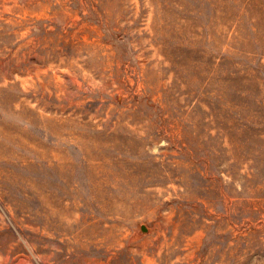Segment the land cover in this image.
Segmentation results:
<instances>
[{
  "label": "rangeland",
  "instance_id": "obj_1",
  "mask_svg": "<svg viewBox=\"0 0 264 264\" xmlns=\"http://www.w3.org/2000/svg\"><path fill=\"white\" fill-rule=\"evenodd\" d=\"M0 264H264V0H0Z\"/></svg>",
  "mask_w": 264,
  "mask_h": 264
},
{
  "label": "water",
  "instance_id": "obj_2",
  "mask_svg": "<svg viewBox=\"0 0 264 264\" xmlns=\"http://www.w3.org/2000/svg\"><path fill=\"white\" fill-rule=\"evenodd\" d=\"M141 230H142L143 233H146L147 232V228L145 226H142V229Z\"/></svg>",
  "mask_w": 264,
  "mask_h": 264
}]
</instances>
